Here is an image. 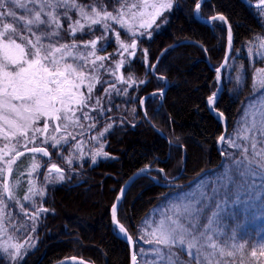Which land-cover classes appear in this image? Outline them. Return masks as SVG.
Wrapping results in <instances>:
<instances>
[{
    "label": "trees",
    "instance_id": "16d2710c",
    "mask_svg": "<svg viewBox=\"0 0 264 264\" xmlns=\"http://www.w3.org/2000/svg\"><path fill=\"white\" fill-rule=\"evenodd\" d=\"M120 1L77 0V3L85 6L86 12H91V7H87L91 5L100 12L115 13V6ZM198 1L172 2L160 28L147 37L138 38L133 58L121 67L124 82L118 84L120 89L114 93L116 96L112 95L107 101L102 99L100 114L97 110L93 112L96 128L112 122L101 138L105 156L95 158V162L91 158L67 162L65 157L69 155L64 154L65 148H59L57 153L55 149L45 147L49 155L42 162L38 178L46 168L44 164L55 163L62 170L63 179L47 181L45 194L39 197L40 200L35 197V202L38 200L46 211H42L35 221L32 232L36 238L35 246L26 249L19 264H52L68 257L86 259L93 264H129L128 246L115 234L109 213L123 182L138 169L152 168L148 171L151 178L147 175L136 178L117 206L118 221L135 239L137 225L151 207L172 192L190 186L161 185L159 182L166 181L162 175L172 178L179 173L174 181L182 183L219 162L216 142L223 128L206 105V98L215 90L217 79L204 57L206 53L213 67L221 62L226 30L219 19L204 23L195 17L194 7ZM256 10L240 0H203L197 11L200 17H225L233 36L232 55L239 44L251 36L264 34V23L257 17ZM12 18L0 17V23H10L20 34L30 37V32ZM64 26L55 29L60 36L54 39L55 43L82 42L92 34L98 35L95 30H84L73 36ZM183 39L191 42L167 48L151 73L150 66L158 52ZM242 63L247 66L246 61ZM226 68H223L222 89L214 99L213 107L222 113L226 133H229L251 95V78L249 71L242 72V81L237 83L233 77H226ZM165 81L167 87L161 94ZM150 92L153 94L143 102L144 112L164 137L145 121L141 113L140 99ZM221 151L225 155V146ZM84 194L92 196L95 202L81 203ZM14 214L13 210L9 218ZM20 219L18 217L16 221ZM135 255L137 257L136 242ZM0 264H6L1 255Z\"/></svg>",
    "mask_w": 264,
    "mask_h": 264
},
{
    "label": "rangeland",
    "instance_id": "374dc122",
    "mask_svg": "<svg viewBox=\"0 0 264 264\" xmlns=\"http://www.w3.org/2000/svg\"><path fill=\"white\" fill-rule=\"evenodd\" d=\"M173 1L171 0V2ZM21 2L26 5L27 11L11 4L8 7L13 8L16 14L15 19L12 18V20L14 22L19 20V25L30 32V37L23 36L12 25V29L16 32L13 38L17 43H22L26 48H30L31 46L27 44V41L30 39L35 43L36 37L40 36V43L48 51H51V47H59L62 44L77 45V48L69 49L73 56L64 57L66 61L62 60L61 64L71 63L76 68L77 73H84L82 81L75 75L69 77L74 84L80 85L79 88H72V91L77 97L82 93L85 98L89 96L91 98L87 99L86 107H79L71 102L69 104L71 111L67 113H65L63 106L57 103L56 107L61 108L57 115L61 116L62 119L57 121L50 117H41L39 121L29 127L27 140L19 133L13 136L12 130L3 119H0V197H2L0 200V255L6 264H19L18 262L23 258L26 249L35 246L36 238L32 232L35 231L37 216L42 212V206L38 200L35 202V197L37 196L40 200L46 191L45 183L50 180L60 181L62 176V170L56 172L52 168L53 164L56 165L55 163H46L42 177L38 178V173L46 156L43 153H33L30 149L33 147L45 149L47 147L48 150L55 149L58 153L60 152L59 148H65L64 154L69 155L65 157L68 159L67 162L85 158L93 159L94 156L95 158L105 156L101 138L112 125V122L96 128L97 125L92 116L93 112L97 110V113L100 114L99 107H101L102 99L107 101L111 99L112 95L116 96L114 93L120 89L118 84L124 82L121 67L126 61L133 58L136 50V48L130 47L132 40L135 39L137 43L138 38L147 37L152 31L158 30L165 20V13L169 10H165L162 16L157 17L152 23V15L156 11L152 5H158L166 2V0H121L115 6V13H112L114 16L123 13L124 28L121 29L119 23L104 20V10L99 17L102 22L92 24V19L96 18L92 12H87L89 18L85 19L80 15L78 9L45 7L41 13V20L46 23H33L26 28L25 23L35 19L42 0H34V2L33 0H21ZM47 2L55 3L56 0H47ZM256 9L257 17H261V21L264 23V6L256 7ZM48 13H51L52 16H49ZM69 16L71 19H68ZM53 17L59 21L60 27L65 24L64 27L69 34H71L70 26L75 25V21L79 20L83 28L75 25L76 33L84 30H95L98 35L92 34L90 38L82 42L73 40L70 43H55L54 39L60 36L51 35L57 28L53 22ZM104 22L111 26L110 31H105ZM149 23H151L150 27L148 26ZM4 24L6 23H0V32L4 31ZM142 24L144 27H141ZM116 31L120 32V42L129 46L127 50L120 47L115 34ZM133 32L136 33L135 36L132 35ZM9 34H11V30ZM21 36L25 37L23 41L20 39ZM255 37L264 38V34H255L239 44L238 49L233 51L232 55L230 53L229 63L226 65V77H233L237 83L242 81V72H250L251 95L249 94L250 96L246 99L231 130L225 134L224 140L220 143V152H222L221 147L225 146V155L222 152L223 161L221 165L218 170L209 171L210 174L207 172L186 184L190 186L174 191L163 198L140 219L135 237L137 244L136 264H175L177 258L180 264H197V259L189 256V251L194 253L203 264H264V254H262L264 253V179L253 175L252 169L256 166H248L247 161H245V169L241 170L246 172L245 175H241L240 171L233 172L236 168L233 157L239 160L245 150L250 157L254 155L253 143H255V152H264V116H262V112H264V89L260 87V74L258 73V70H264V55L257 54L264 52V49L258 47L259 42L255 40ZM92 40L97 41L95 51L90 44ZM86 44L88 45L87 48L84 47ZM61 55L62 53H53L57 59H60ZM80 57L86 59H80ZM96 57H108V59L99 61L96 60ZM245 61L247 66L242 63ZM0 63H4L2 56H0ZM118 65L119 67H117ZM89 84L93 85L91 93L88 92ZM221 89L222 80L220 84L216 85L214 91L220 92ZM97 100H99V104H97ZM13 103L18 104L19 102L13 101ZM73 112L75 113L74 116ZM84 113H87V118H85ZM65 115L70 119H63ZM9 118L15 117L9 115ZM45 120L49 121V129L46 133L43 131ZM66 124L68 125L67 128L64 127ZM58 125L59 131L56 130ZM37 128L41 131L37 132ZM5 133H7V137ZM57 140L60 143H57ZM234 144L239 147L233 146ZM17 152H21L23 155L17 157ZM13 157L15 159L11 164V171H9L8 161ZM256 159L259 160L260 157L257 156ZM34 162L39 165L35 170L32 169ZM56 167L59 168L58 165ZM5 183L9 186L12 198H10L9 192L4 191ZM41 192L43 195L40 194ZM26 196L30 198L26 200ZM80 200L81 203L90 204L96 199L85 195ZM197 201L200 202L196 206L197 218L191 222L184 219L181 223L189 231H192V227L198 224L199 227L195 232L197 237H200L201 233L209 228L207 235L198 240L197 246L192 249H189L187 243L184 244L183 251L176 245L158 244L157 240L162 227H168L167 223L162 225L165 217H172L176 211H183L190 205L196 204ZM13 210L15 214L13 218L12 216L9 218V214L12 215ZM18 217L21 219L16 221ZM172 227H176V225H172ZM200 244H203V248L198 253L197 248L200 247ZM13 245H20L19 256L15 261L11 259V255L16 253ZM212 245H216L215 249ZM4 248H7L8 251L5 252ZM221 250H223V254H221ZM254 252L255 255H253Z\"/></svg>",
    "mask_w": 264,
    "mask_h": 264
},
{
    "label": "snow or ice",
    "instance_id": "6c2138e0",
    "mask_svg": "<svg viewBox=\"0 0 264 264\" xmlns=\"http://www.w3.org/2000/svg\"><path fill=\"white\" fill-rule=\"evenodd\" d=\"M34 2V0H33ZM14 5L16 8H24L26 11L28 10L26 5L21 2V0H0V17L4 16H12L14 19L16 17L15 11L13 8L8 7V5ZM264 6V0H260V5L258 7ZM45 7L49 8H66L69 10L78 9L79 13L85 19H88V13L85 11V6H81L77 3V0H56L55 3H48L47 0H42L40 5V10L36 13L34 20H29L25 23V27L28 28L29 25L43 24L45 21L41 20V13L43 12ZM91 7L92 14L96 17L92 19V24L101 23L102 21L99 19L101 16V12L97 10L96 6H87ZM153 8L156 9L155 13L152 15V23L155 22L157 17H161L163 12L167 9L172 8L171 0H166V2L159 3L158 5L153 4ZM197 9L200 8V4L197 3ZM49 16H52L51 13H48ZM67 15V13H65ZM104 20H112L116 23L120 24V28H124V24L122 23L123 13H119L117 16H114L112 13L104 10L103 11ZM68 19H71L69 16ZM213 19H219L221 21H225L224 16L213 17ZM19 23V20L16 21ZM53 22L56 24L57 28H60V23L57 19L53 17ZM226 22V21H225ZM75 25H79L83 28V25L80 24V21H75ZM75 25H71V35L75 36L77 28ZM151 26V23L148 24ZM141 27H144L142 24ZM4 31L0 32V56H2L4 63H0V119H3L5 124L12 130V135L15 136L19 133L21 136L27 140V131L30 126L34 125L35 122L39 121L41 117H50L52 120L60 121L61 116L57 115L61 111V108H57L56 104L59 103L63 106L65 113L71 111L69 108V104L74 102L79 107L87 106V99L91 97L85 98L81 93L79 97L72 91V88H79L80 85L74 84L72 80L69 79L71 76H77L78 79L84 78V73H77L76 68L73 67L71 63H63L61 61L64 57L73 56V53L69 51V49L77 48L75 44H62L59 47H51V51H48L44 48V46L40 43V36L36 37L35 43L32 40H28L27 44L30 45V48H26L22 43H17L13 38V35L16 34L15 30L12 29V25L4 24ZM105 31H110L111 26L104 22ZM11 30V34H9ZM117 41L120 43V47L127 50L129 47L127 44L120 42V32L116 31ZM52 36H58V32H53ZM133 36L136 35L135 32L132 33ZM21 41L25 39V37H20ZM255 40L259 42L258 47L260 49H264V38L255 37ZM90 44L95 51V47L97 44L96 40L90 41ZM229 44H231V30L229 29ZM85 48L88 45H84ZM132 49L137 47L136 40L133 39L130 45ZM34 49V51H33ZM103 50V49H101ZM93 51V54H94ZM53 53H62L60 59H57L53 56ZM258 55H264V52L257 53ZM51 57V59H49ZM75 59V58H74ZM80 59H86L84 57H80ZM108 59V57H96V60L103 61ZM123 63V61H121ZM102 66V65H101ZM82 67V65H81ZM119 67V65L117 66ZM219 72V69L217 70ZM260 74V87L264 89V70H258ZM131 80L132 77H129ZM93 90V85H88V92L91 93ZM108 91V90H105ZM214 97L215 94L208 99V103L210 106H214ZM13 101H18L19 103H13ZM97 104H99V100H97ZM9 115H14L15 118L10 119ZM75 113L73 112V116ZM222 116V113L220 114ZM85 118H87V113H84ZM262 116H264V112H262ZM63 119H70L67 115L63 117ZM65 128L68 125H64ZM49 129V121L45 120L43 125V131L46 133ZM57 131H59V125L57 126ZM37 132L41 131V129L37 128ZM103 135V133H101ZM7 137V133H5ZM221 141L224 140L222 136ZM46 142V141H45ZM60 143L59 140L56 141ZM65 143L67 141L65 140ZM235 147H239L238 145H233ZM254 155L251 157L247 154V150L245 153L241 155L239 160H236L233 157V163L236 165V168L233 170L240 171L241 175H245V171H241L245 169V161H247L248 166L255 165L256 167L252 169L253 175L260 176L264 179V152H255V143L252 145ZM33 153H43L44 156H48V152L45 151L42 147H33L30 149ZM23 153L17 152L16 156H22ZM259 156L260 159L257 160L256 157ZM15 157L8 161L9 171H11V164ZM93 162H95V156L93 157ZM39 167L35 162L32 164V169L35 170ZM52 168L55 169L56 172H60L61 169L57 168L56 165H52ZM51 171V170H50ZM63 179V176L60 177ZM4 191L9 192V196L11 197V192L9 190V186L7 183L4 184ZM32 191V189H30ZM123 191V190H122ZM35 194V192H33ZM43 195V193H40ZM30 197H25V199H29ZM120 197H117L119 200ZM2 200V197H0ZM200 202L197 201L196 204L190 205L189 208L184 209L183 211H176L172 217H165V221H162V225L164 223L168 224L167 228H163L158 237L157 243L165 246L176 245L180 248L181 251L184 250L183 245L188 244L189 249H192L197 246V241L202 237L207 235V232L210 230L209 228L205 229L204 233H201L200 237L195 235L199 225H194L192 227V231H189L187 228L183 227L181 221L187 219L188 221H192L197 218L198 211L196 210V206ZM42 211H46V209H41ZM112 222L113 225L119 228V232L123 233L127 236V239L132 242V237L127 235L126 228L119 223L117 219V205L114 204L112 207ZM211 223V221H210ZM172 225H176V227H172ZM16 249V253L11 255V259L14 261L19 256L20 245H13ZM215 249L216 245H212ZM243 247V245H241ZM203 248V244H200V247L197 248V252ZM4 251L7 252L8 249L4 248ZM169 251L171 252V248L169 247ZM221 254H223V250H221ZM231 255V253H228ZM264 254V253H262ZM174 255V254H173ZM255 255V252L253 253ZM189 256L193 259H197V264H203L202 261L198 259V257L189 251ZM133 264H136V255L133 254L132 257ZM81 264L83 262L81 261ZM175 264H180L179 259L177 258Z\"/></svg>",
    "mask_w": 264,
    "mask_h": 264
},
{
    "label": "water",
    "instance_id": "95a60500",
    "mask_svg": "<svg viewBox=\"0 0 264 264\" xmlns=\"http://www.w3.org/2000/svg\"><path fill=\"white\" fill-rule=\"evenodd\" d=\"M175 1V4H176V0ZM201 1L203 0H199L197 3H201ZM241 2H243L244 4L250 6V7H258V5H260V1H250V0H240ZM197 5V4H196ZM194 7V15L196 18H198L200 21L204 22V23H209L211 20H213V17H219L221 15H212L210 17H200L197 13V7ZM226 21V22H225ZM225 21H223V24L225 26V30H226V45H225V50H224V54H223V57L221 59V62L216 66V67H213L211 65V63L209 62L208 58H207V55L205 53V57H204V60L206 62V64L212 68L215 72V75L217 77V84H220L221 83V71L222 69L225 67V65L227 64V61L229 59V56H230V53L232 51V47H233V36H232V33H231V44H229V29H230V26H229V23L227 22V20L225 19ZM231 30V29H230ZM188 42H191L190 40H180V41H177V42H172L168 45H166L165 47H163L157 54V56L155 57L152 65L150 66V72L151 73H154V67L155 65L158 63L160 57L162 56V54L164 53V51L169 48V47H174L178 44H182V43H188ZM219 69V72L217 71ZM167 87V81H165V84H164V87L160 90L161 94L164 93L165 89ZM218 91H214L213 93H211L207 100H206V104H207V107L209 109V111L218 119L221 121L222 123V133L220 135V137L218 138L217 142H216V147H217V150L219 151V154H220V159H219V162L213 166V167H208L206 169H203L202 171H200L198 173V175H196L195 177H193L192 179L184 182V183H176L174 182L173 180L179 175V173L177 175H175L174 177L172 178H167L165 177L164 175H162V177L166 180L165 182H159L161 185H166V186H183V185H186V184H189L190 182L196 180L198 177L202 176L203 174L213 170V169H216L217 167H219L223 161V154L222 152H220V143L222 142L221 141V137L225 136L226 134V120L223 116H221L216 109H214L213 106H210L209 103H208V99L209 97L213 96L215 94V97L216 98L218 96ZM152 92L150 93H147L145 95H143V97L141 98L140 100V109H141V113L143 115V118L145 119L146 122L149 123V125L155 130L157 131L162 137H164V134L162 132H160V130L156 129L155 126L149 121L148 117L146 116L145 112H144V108H143V101H144V98L147 97L148 95H151ZM162 98V97H161ZM161 101V99H160ZM152 168H148V167H145L143 169H138L136 171H134L124 182L123 184L120 186V188L118 189L115 197H114V200L110 206V209H109V213H110V219H111V223L113 225V222H112V207L114 204H116L118 206V204L120 203V201L123 199L124 197V194L126 192V190L128 189V187L130 186V184L138 177L142 176V175H147L151 178V176L149 175V173L147 171H150ZM180 172H182V167L180 169ZM153 181L154 182H158V180L156 179V177H152ZM123 190V191H122ZM117 197H120L119 200H117ZM120 223V222H119ZM121 224V223H120ZM114 227L117 228V226L113 225ZM127 231V230H126ZM127 235H130L129 232L127 231ZM131 236V235H130ZM120 238H122L125 243L127 244L128 246V249H129V257H130V263L129 264H133V260H132V257H133V254H135V250H134V239L132 237V242H130L128 239H127V236L125 234H123V236H119ZM81 261L83 262V264H93L92 262L86 260V259H82V258H77V257H68V258H63V259H60L58 261H55L53 262L52 264H71V263H75V264H81Z\"/></svg>",
    "mask_w": 264,
    "mask_h": 264
},
{
    "label": "bare ground",
    "instance_id": "6f19581e",
    "mask_svg": "<svg viewBox=\"0 0 264 264\" xmlns=\"http://www.w3.org/2000/svg\"><path fill=\"white\" fill-rule=\"evenodd\" d=\"M175 182V181H174ZM176 183H178V182H176ZM183 186H186V185H183ZM183 186H171V187H183ZM117 232H116V234L118 235V236H123V233H120L119 232V228L117 227Z\"/></svg>",
    "mask_w": 264,
    "mask_h": 264
}]
</instances>
